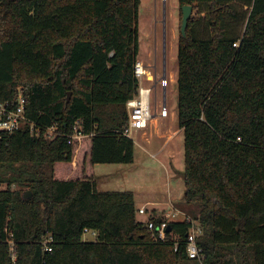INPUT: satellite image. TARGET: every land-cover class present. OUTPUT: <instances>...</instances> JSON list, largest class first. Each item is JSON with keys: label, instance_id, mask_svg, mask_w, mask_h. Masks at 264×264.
Instances as JSON below:
<instances>
[{"label": "trees", "instance_id": "1", "mask_svg": "<svg viewBox=\"0 0 264 264\" xmlns=\"http://www.w3.org/2000/svg\"><path fill=\"white\" fill-rule=\"evenodd\" d=\"M139 4L1 1L0 99L14 101L20 87L40 134L22 128L0 140V264H264V0H178L180 24L190 4L207 31L200 37L190 17L176 48L191 220H169L165 239L152 240L146 222L165 214L146 209L138 220L132 192L97 190L95 164L134 160L123 130L138 85ZM75 125L85 137L69 142ZM87 231L95 241L82 240Z\"/></svg>", "mask_w": 264, "mask_h": 264}, {"label": "rangeland", "instance_id": "2", "mask_svg": "<svg viewBox=\"0 0 264 264\" xmlns=\"http://www.w3.org/2000/svg\"><path fill=\"white\" fill-rule=\"evenodd\" d=\"M179 4L178 0H140L137 13V28H138V58L142 60H152L155 63V69L157 75H162L163 64L165 63V70L167 75L171 76L172 80L167 87V103L170 107L176 111L177 110V84H176V71H177V59H176V48L177 40L179 37L180 31V15H179ZM191 18L196 20L195 27L198 35L200 37H206V19L204 13L199 14V9L194 7L191 13ZM245 22H238V30L243 31V26ZM163 42L165 49L163 50ZM165 51V53H164ZM165 57V58H164ZM165 59V60H164ZM159 89V88H158ZM157 89V91H158ZM71 95V92H70ZM177 122V118L174 120ZM134 132L131 135L132 140L134 141V158L135 162L139 165L129 164H95L94 173L96 174L97 179V190L99 192H111V191H126L129 188L122 183L124 177L129 178L134 183H151L154 184V180H151V177H155L156 171L153 170L154 165L159 167V164H156V161H153L151 158L140 157L139 154H143L140 150L138 143V138ZM177 142L181 146L179 150L177 149V155L181 158L179 163V171L176 172V178L178 180L177 196L175 200L171 202L169 206H164L169 210L172 206L178 210L179 213L176 219L181 220L183 215L182 213L196 214L197 208L193 205H186L182 201V195L184 190L183 184V133L179 135ZM180 152V153H179ZM81 161V160H80ZM79 161V168L81 162ZM143 164H140V162ZM152 162L154 164H152ZM78 168L75 176L81 177L83 172H80ZM158 174H163L164 171L159 168ZM156 175L157 183H161L164 178H160L159 175ZM5 185H0V189L4 188ZM151 188L145 187L141 189L140 192L144 195L137 196L135 199L136 207H139L147 198L154 201V199L162 198L164 199L167 194V189L164 186L163 188ZM176 187V186H175ZM172 205V206H171ZM149 208L151 206H148ZM159 209V207H156ZM172 210V209H171ZM170 210V211H171ZM159 213V212H158ZM147 214L136 213V218L141 221L147 219ZM83 241H95L96 233L92 231L84 232L82 235Z\"/></svg>", "mask_w": 264, "mask_h": 264}, {"label": "built area", "instance_id": "3", "mask_svg": "<svg viewBox=\"0 0 264 264\" xmlns=\"http://www.w3.org/2000/svg\"><path fill=\"white\" fill-rule=\"evenodd\" d=\"M0 0V4H1ZM236 45V43H234ZM134 75L137 79V91L133 98L126 102L127 124L123 130V135L131 138L135 130H143L148 127L149 121L154 118H166L173 114V109L167 103V87L172 80L166 71L163 75H157L155 64H145L141 60L136 59L134 63ZM159 88V89H158ZM158 89V91H157ZM26 101L20 87L17 88V94L14 101L0 99V140L11 136L17 130L27 128L31 134H40V127L26 116ZM56 127L47 128L44 135L48 138L53 137ZM85 137L76 125L73 127V133L69 135V142L72 139ZM165 213V220L160 222H146L149 236L152 240H163L166 237L168 221L178 220L176 217L179 212L174 207ZM138 212L143 214L146 212L144 206L139 207ZM182 219L191 220L185 213H182ZM181 219V220H182ZM200 233L199 229L192 226L187 233L186 254L189 258H200V249L196 244V237ZM171 234V232H170ZM49 237L43 242L46 251L51 250L48 242ZM10 251L13 252V242L8 240Z\"/></svg>", "mask_w": 264, "mask_h": 264}, {"label": "crops", "instance_id": "4", "mask_svg": "<svg viewBox=\"0 0 264 264\" xmlns=\"http://www.w3.org/2000/svg\"><path fill=\"white\" fill-rule=\"evenodd\" d=\"M136 59L141 60L145 64H155L154 62H152L153 59L145 61L138 58V56ZM176 118V111L173 110V114L169 115L168 117H154L149 121L147 128L134 131V133L137 134L136 136L138 138V141L135 142L138 143L139 147H141L140 150L143 152L142 155L139 154L140 157H149L153 161H156V164H159V167L154 165L153 170L156 171V174L155 177H151V179L149 180H154V184L134 183V181L132 182L127 177H124L122 179V183L120 184H124L129 188H134L126 190L132 192L134 200L137 196L144 195V193L140 192V190L144 189L145 187L158 188V186H161L160 188H163L165 186L167 189V194L164 199L157 198L152 201L147 198L139 206H144L149 213L151 212L156 215H163L171 210H169L168 208L165 209L164 206H169L171 202L175 200V196H177L178 193L177 191H179L177 189V185L179 183L176 178V172L179 171V168H177L179 165L177 163H179L181 158L179 157V155H177V149L179 150L181 146L177 142V139H179V135L182 130L178 127L177 122L174 121ZM140 164H143V162L141 161ZM152 164L154 163L152 162ZM132 165H139V163L135 162V158L132 162ZM159 168L164 171L163 174L157 173ZM157 174L160 178H164V180L159 184L156 181ZM148 206L151 207L149 208ZM156 207H159V209H157Z\"/></svg>", "mask_w": 264, "mask_h": 264}, {"label": "water", "instance_id": "5", "mask_svg": "<svg viewBox=\"0 0 264 264\" xmlns=\"http://www.w3.org/2000/svg\"><path fill=\"white\" fill-rule=\"evenodd\" d=\"M192 10H193V7L190 4H185V5L181 6L180 32H181L182 35H185V30H186V27H187V24H188V20H189V18L191 16ZM164 49H165V45L163 46V50ZM164 53H165V51H164ZM165 71L166 70H165V63H164L163 64V71H162L163 75L165 74ZM69 98H70V92L67 93L66 103L69 101ZM29 195H30V192H28V194H25V197H28ZM169 230H170V228L168 227L167 231H169Z\"/></svg>", "mask_w": 264, "mask_h": 264}, {"label": "flooded vegetation", "instance_id": "6", "mask_svg": "<svg viewBox=\"0 0 264 264\" xmlns=\"http://www.w3.org/2000/svg\"><path fill=\"white\" fill-rule=\"evenodd\" d=\"M163 46H164V43H163Z\"/></svg>", "mask_w": 264, "mask_h": 264}]
</instances>
